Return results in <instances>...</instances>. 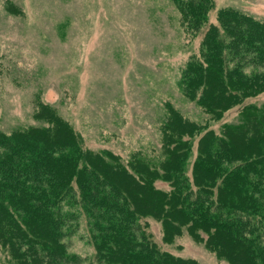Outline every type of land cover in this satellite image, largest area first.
I'll use <instances>...</instances> for the list:
<instances>
[{
  "label": "trees",
  "instance_id": "trees-1",
  "mask_svg": "<svg viewBox=\"0 0 264 264\" xmlns=\"http://www.w3.org/2000/svg\"><path fill=\"white\" fill-rule=\"evenodd\" d=\"M173 2L188 31L207 27L179 78L205 120L168 108L158 154L125 160L85 148L55 108L38 103L44 124L0 132V245L15 264H82L67 245L81 215L95 264H199L161 249L146 217L165 240L186 228L229 264H264V103L210 128L264 91V20L221 8L208 23L212 0Z\"/></svg>",
  "mask_w": 264,
  "mask_h": 264
},
{
  "label": "rangeland",
  "instance_id": "rangeland-1",
  "mask_svg": "<svg viewBox=\"0 0 264 264\" xmlns=\"http://www.w3.org/2000/svg\"><path fill=\"white\" fill-rule=\"evenodd\" d=\"M212 2L208 23H217L221 8L264 20V0ZM206 28L188 31L173 0H0V132L44 124L35 112L46 103L91 151L125 160L157 155L168 108L198 122L206 118L179 87L181 69L198 54ZM249 103L263 104L264 91L226 110L210 128L235 123ZM144 221L161 249L199 264H229L186 228L165 240L159 221ZM85 225L81 215L68 249L82 264H95ZM0 264H15L1 245Z\"/></svg>",
  "mask_w": 264,
  "mask_h": 264
}]
</instances>
